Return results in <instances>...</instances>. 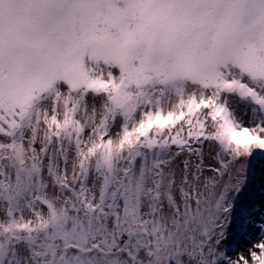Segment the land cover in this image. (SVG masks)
<instances>
[{"label": "snow or ice", "instance_id": "snow-or-ice-1", "mask_svg": "<svg viewBox=\"0 0 264 264\" xmlns=\"http://www.w3.org/2000/svg\"><path fill=\"white\" fill-rule=\"evenodd\" d=\"M0 264H264V0H0Z\"/></svg>", "mask_w": 264, "mask_h": 264}]
</instances>
